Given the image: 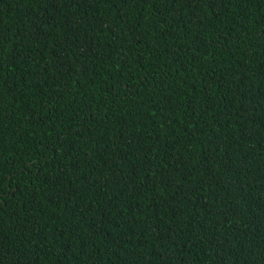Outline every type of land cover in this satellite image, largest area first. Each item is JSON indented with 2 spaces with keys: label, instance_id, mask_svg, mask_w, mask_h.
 I'll list each match as a JSON object with an SVG mask.
<instances>
[{
  "label": "trees",
  "instance_id": "16d2710c",
  "mask_svg": "<svg viewBox=\"0 0 264 264\" xmlns=\"http://www.w3.org/2000/svg\"><path fill=\"white\" fill-rule=\"evenodd\" d=\"M0 264H264V0H0Z\"/></svg>",
  "mask_w": 264,
  "mask_h": 264
}]
</instances>
